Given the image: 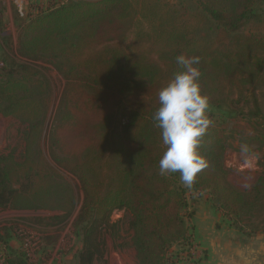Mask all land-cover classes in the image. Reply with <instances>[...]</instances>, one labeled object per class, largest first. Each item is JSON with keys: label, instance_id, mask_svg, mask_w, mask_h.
<instances>
[{"label": "trees", "instance_id": "obj_1", "mask_svg": "<svg viewBox=\"0 0 264 264\" xmlns=\"http://www.w3.org/2000/svg\"><path fill=\"white\" fill-rule=\"evenodd\" d=\"M257 3L197 0L179 6L170 0H80L53 6L24 25L22 55L51 59L76 80L49 131L51 149L85 191L87 215L76 264H104L102 233L108 231L117 240L119 230L111 216L118 211L131 214L137 264H166L171 248L188 244L183 216L188 187L178 172L159 174L166 146L152 119L158 92L181 70L176 56H199V83L209 106L221 108L224 93L233 92V111L245 113L250 103L245 114L264 120L254 94L264 86V34L240 32L248 23L264 21ZM137 18L151 30L136 32L128 50L123 36ZM144 37L151 47L137 45ZM0 69V114L24 126L21 158L13 152L0 154V208L71 213L72 191L38 149L51 89L29 65ZM249 141L264 146L258 136ZM228 147L226 131L209 126L198 146L208 166L191 189L208 192L213 205L239 216L246 199L227 180L223 155ZM262 166L253 185L258 194L264 191V161Z\"/></svg>", "mask_w": 264, "mask_h": 264}, {"label": "rangeland", "instance_id": "obj_2", "mask_svg": "<svg viewBox=\"0 0 264 264\" xmlns=\"http://www.w3.org/2000/svg\"><path fill=\"white\" fill-rule=\"evenodd\" d=\"M80 0H0V68L10 64L31 66L37 77L51 89V100L38 149L60 181L65 182L74 198L71 213L50 209L0 208V264H76L81 248V224L87 215L85 191L79 179L67 171L49 145V131L57 117L68 88L76 83L60 72L51 59H28L21 53L22 30L25 24L41 12L62 3ZM179 6L195 5L197 0H170ZM180 2V4L178 3ZM257 11L264 16V0H258ZM137 18L124 34L128 50L136 32L145 35L150 26ZM245 35L264 34V21H253L240 30ZM139 47H151L144 39ZM141 48V47H140ZM56 62V61H55ZM1 70V69H0ZM85 73V72H82ZM0 72V78H1ZM78 80V79H77ZM264 114V86L255 90ZM221 108L209 106L210 126H220L229 135L230 147L223 155L227 180L239 192L245 193L246 205L239 216L226 215L213 205L208 192L186 189L187 207L183 213L189 241L185 246L171 248L166 264H264V191L256 193L253 185L263 172L264 146L250 142L264 138V120L233 111L236 95L226 92ZM247 94V99H249ZM24 126L12 116L0 114V154L13 152L21 158ZM242 148L244 149L242 151ZM128 211L114 212L111 220L119 230L117 240L103 231L104 264H137ZM103 264V263H100Z\"/></svg>", "mask_w": 264, "mask_h": 264}, {"label": "clouds", "instance_id": "obj_3", "mask_svg": "<svg viewBox=\"0 0 264 264\" xmlns=\"http://www.w3.org/2000/svg\"><path fill=\"white\" fill-rule=\"evenodd\" d=\"M175 60L181 70L159 90V104L152 119L166 146L158 161L159 174L178 172L181 183L191 188L197 174L208 166L198 146L212 121L208 97L199 83L200 57L181 54Z\"/></svg>", "mask_w": 264, "mask_h": 264}]
</instances>
